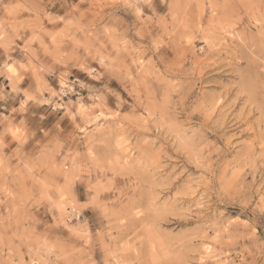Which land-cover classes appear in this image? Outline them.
<instances>
[{
	"label": "clouds",
	"instance_id": "obj_1",
	"mask_svg": "<svg viewBox=\"0 0 264 264\" xmlns=\"http://www.w3.org/2000/svg\"><path fill=\"white\" fill-rule=\"evenodd\" d=\"M189 62L240 77L217 95L255 108L264 0H0V264H264V117L174 193L148 159Z\"/></svg>",
	"mask_w": 264,
	"mask_h": 264
},
{
	"label": "rangeland",
	"instance_id": "obj_2",
	"mask_svg": "<svg viewBox=\"0 0 264 264\" xmlns=\"http://www.w3.org/2000/svg\"><path fill=\"white\" fill-rule=\"evenodd\" d=\"M171 57V52L163 50V61L159 66L163 68ZM248 72L245 67L241 75L246 77ZM174 78L183 82L180 89L183 104L179 107L161 106L162 119L167 121V128L156 134L155 150L148 154L152 165L161 169L157 173L158 179L170 180L178 176L171 188L173 193L182 189L190 178L200 175L197 161L201 164L210 162L219 173L229 161L240 157L248 145L261 137V118L264 117V97L255 89L249 102L254 103L255 108L245 107V100L236 106L227 101L221 103L217 94L241 79L232 73L207 68L197 78L189 62L175 72ZM153 87L157 99H163L167 86L156 84ZM233 95L229 94L230 97ZM214 103L221 106L213 110ZM229 211L235 214L239 212V207ZM136 226L135 223L130 225L126 234L131 235ZM171 243L170 232L160 238L161 248H167ZM139 251L141 258L146 260L149 256L148 244H140Z\"/></svg>",
	"mask_w": 264,
	"mask_h": 264
}]
</instances>
